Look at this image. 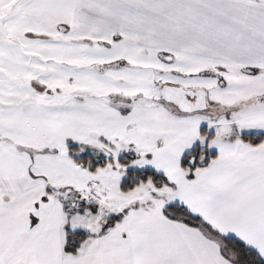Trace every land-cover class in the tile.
Here are the masks:
<instances>
[{"label":"snow or ice","instance_id":"1","mask_svg":"<svg viewBox=\"0 0 264 264\" xmlns=\"http://www.w3.org/2000/svg\"><path fill=\"white\" fill-rule=\"evenodd\" d=\"M0 264H264V0H0Z\"/></svg>","mask_w":264,"mask_h":264}]
</instances>
